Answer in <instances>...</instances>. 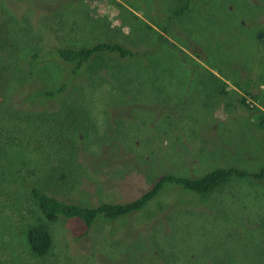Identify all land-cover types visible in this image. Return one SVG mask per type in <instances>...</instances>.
Masks as SVG:
<instances>
[{
    "label": "rangeland",
    "instance_id": "374dc122",
    "mask_svg": "<svg viewBox=\"0 0 264 264\" xmlns=\"http://www.w3.org/2000/svg\"><path fill=\"white\" fill-rule=\"evenodd\" d=\"M104 40L134 54L100 51L75 74L53 54L36 59ZM258 110L264 0H0V264H264V180L201 194L170 184L90 228L46 219L31 198L35 186L123 203L165 172L256 171ZM32 226L49 231L44 255Z\"/></svg>",
    "mask_w": 264,
    "mask_h": 264
},
{
    "label": "trees",
    "instance_id": "16d2710c",
    "mask_svg": "<svg viewBox=\"0 0 264 264\" xmlns=\"http://www.w3.org/2000/svg\"><path fill=\"white\" fill-rule=\"evenodd\" d=\"M100 51L114 52L120 56H131L134 54L130 49L124 47L118 42L104 40L96 42L88 47H55L52 50H47V52H40L36 56V59L45 57L46 53L53 54L55 57L68 64L69 67H72V73L75 74L81 70L84 62L89 60L92 55L100 53ZM218 84L221 93L225 95L227 93L225 86H223L220 80L218 81ZM64 87L65 83H62L56 90L46 92L47 97L54 96L57 92H62ZM248 93L250 94L249 90ZM235 101L243 107L244 110H252L254 108V106L251 108L248 102H246V98L243 96L237 97ZM257 118V127L259 129H264V111L258 110ZM236 176H238L237 179L246 178L259 181L264 180L262 179L264 177V165L261 166L260 169L252 172L243 171L234 166L222 165L214 167L202 175H190L181 172H165L159 175V178L150 188L145 190L141 196L132 201L123 203L101 202L87 206L74 202H66L49 194V192L41 191L35 186L31 189V198L46 219L54 220L61 216L70 219L78 218L79 220L77 221L83 224L86 228H90V226L93 225L92 222L96 220L97 216H102V218L105 219L114 218L117 215L130 212V210L138 209L145 203H148V201L152 199L159 190L170 186V184H174L175 186L180 185L184 189L201 194L214 186L222 185V183L224 184L227 181L229 182L230 178ZM27 241L34 254L44 255V253L50 248L51 236L47 229L39 226H32L27 232Z\"/></svg>",
    "mask_w": 264,
    "mask_h": 264
}]
</instances>
